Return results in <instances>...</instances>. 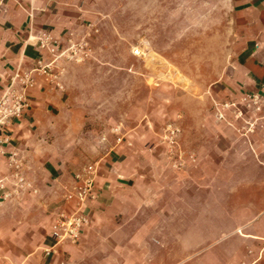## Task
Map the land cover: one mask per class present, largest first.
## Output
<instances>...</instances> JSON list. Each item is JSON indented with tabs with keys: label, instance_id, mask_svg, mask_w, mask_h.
<instances>
[{
	"label": "crops",
	"instance_id": "crops-1",
	"mask_svg": "<svg viewBox=\"0 0 264 264\" xmlns=\"http://www.w3.org/2000/svg\"><path fill=\"white\" fill-rule=\"evenodd\" d=\"M128 1L130 23L137 24L147 0ZM121 2L0 0V95L16 70L48 65L47 72L34 69L32 106L1 134L0 264H264V0L227 1L235 9L238 47L208 90L214 100L231 101L260 91V108L239 130L236 120L215 121L212 112L182 114L184 122L192 120L179 133L182 141L192 137L191 147L180 148L183 163L166 145L87 136L85 100L75 97L71 60L59 52L87 39L98 57L96 43L104 26L116 22L112 13ZM215 5L203 0V6ZM43 31L58 40L59 55L39 44ZM11 151L31 187L14 190ZM96 151L101 168L97 197L87 206L90 223L79 240L56 242L53 215L72 210L65 194L88 163L81 159ZM215 231L219 238L208 240L201 255L202 239Z\"/></svg>",
	"mask_w": 264,
	"mask_h": 264
},
{
	"label": "rangeland",
	"instance_id": "rangeland-1",
	"mask_svg": "<svg viewBox=\"0 0 264 264\" xmlns=\"http://www.w3.org/2000/svg\"><path fill=\"white\" fill-rule=\"evenodd\" d=\"M227 1L216 0L214 7H206L203 0H147V9L137 10L140 21L132 24L129 1L122 0L112 13L116 22L104 26L103 39L96 43L102 47L100 55L92 57L94 44L86 39L83 58L68 57L76 78L75 97L85 100L81 105L89 117L88 138L97 141V134H102L105 141L117 142L123 136L121 143L166 145L170 155L183 163L180 148L191 147L192 137L182 141L179 133L192 120L184 122L182 114L204 110L212 112L215 121L236 120L235 128H244L245 118L256 109L241 105L243 113L236 116L234 107L225 105L231 99L214 100L208 92L238 47L235 9ZM136 45L143 47L142 54L133 53ZM85 62L100 68L87 70L79 65ZM171 128H176L175 143L166 137ZM100 154L91 152L81 160L93 161ZM193 154L186 153L190 161ZM220 234L215 231L202 239L201 255L208 240Z\"/></svg>",
	"mask_w": 264,
	"mask_h": 264
},
{
	"label": "built area",
	"instance_id": "built-area-1",
	"mask_svg": "<svg viewBox=\"0 0 264 264\" xmlns=\"http://www.w3.org/2000/svg\"><path fill=\"white\" fill-rule=\"evenodd\" d=\"M39 44L46 47L51 52L58 54L59 42L55 39L50 32L43 31L38 36ZM88 41L81 39L78 41H70L66 48L61 50V54L66 53L69 58L82 59L85 52V48ZM135 54H142V49L136 45L133 47ZM59 55V54H58ZM48 65H40L34 69H43L47 72ZM34 69L31 70H16L13 75L8 88L0 95V140L3 129L8 125L15 117L21 116L27 109L32 106V98L30 90L35 84ZM18 84V86H15ZM262 101V93L260 91L245 92L240 96L238 100L227 101L226 106H233L236 116L242 115L241 105L249 109H258ZM224 113H220L223 116ZM176 128H171L170 133L166 135L168 139L175 143L177 140ZM123 136H118V140H121ZM9 164L13 167V173L15 181L14 190H20L24 187H31L32 184L25 178L20 171L22 162L17 156L16 151H11ZM100 162L98 160L88 162L82 169L75 173V186L72 190H69L65 194V198L73 205L71 211L59 210L54 213L51 223L52 236L56 242L72 241L75 242L80 239L82 235V229L90 223V215L87 212L88 202L97 197L96 181L100 173ZM1 187L6 186L4 182L0 183ZM9 191L4 193V196H8ZM54 250L53 248H47V252Z\"/></svg>",
	"mask_w": 264,
	"mask_h": 264
}]
</instances>
